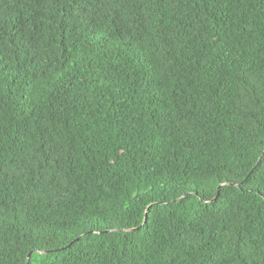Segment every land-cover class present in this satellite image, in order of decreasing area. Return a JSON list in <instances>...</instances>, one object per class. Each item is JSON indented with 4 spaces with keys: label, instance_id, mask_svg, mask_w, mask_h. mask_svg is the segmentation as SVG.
Instances as JSON below:
<instances>
[{
    "label": "trees",
    "instance_id": "16d2710c",
    "mask_svg": "<svg viewBox=\"0 0 264 264\" xmlns=\"http://www.w3.org/2000/svg\"><path fill=\"white\" fill-rule=\"evenodd\" d=\"M0 64V264H264V0H0Z\"/></svg>",
    "mask_w": 264,
    "mask_h": 264
},
{
    "label": "bare ground",
    "instance_id": "6f19581e",
    "mask_svg": "<svg viewBox=\"0 0 264 264\" xmlns=\"http://www.w3.org/2000/svg\"><path fill=\"white\" fill-rule=\"evenodd\" d=\"M31 4V3H30ZM34 4V3H33ZM243 18V17H242ZM234 21V20H233ZM238 24V23H237ZM246 31V30H245ZM25 47V46H24ZM256 47V46H255ZM42 48V47H41ZM38 51V50H37ZM245 54V53H244ZM243 55V54H242ZM250 56V55H249ZM246 57H248V56H246ZM28 58V57H27ZM247 62H248V60H247ZM1 65V64H0ZM235 66V65H234ZM84 67V66H83ZM238 69V68H237ZM236 71V70H235ZM239 72V71H238ZM240 73V72H239ZM255 76V75H254ZM253 77V76H252ZM251 77V78H252ZM237 78V77H236ZM243 78V77H242ZM231 80V79H230ZM2 84V83H1ZM240 85V84H239ZM1 87V86H0ZM220 91V90H219ZM233 95V94H232ZM218 96V95H217ZM227 98V97H226ZM235 99V98H234ZM100 106V105H99ZM94 111V110H93ZM104 112H106V111H104ZM110 112V111H109ZM180 116V115H179ZM94 119V118H93ZM104 121V120H103ZM97 123V122H96ZM100 123V122H99ZM98 124V123H97ZM113 151V150H112ZM100 153V152H99ZM90 155V154H89ZM110 155V154H109ZM219 155V154H218ZM92 156V155H91ZM103 159V158H102ZM122 159V158H121ZM94 161V160H93ZM124 161V160H123ZM118 163V162H117ZM100 166H102V165H100ZM99 168V167H98ZM114 168H116V167H114ZM119 169V168H118ZM120 169H121V167H120ZM110 170V169H109ZM122 170V169H121ZM120 170H118V172H119ZM95 172H97V170L95 171ZM120 173V172H119ZM124 174V173H123ZM102 175V174H101ZM106 175V174H105ZM121 175V174H120ZM125 175V174H124ZM110 176V175H109ZM126 176V175H125ZM137 176V175H136ZM111 178V177H110ZM125 178V177H124ZM140 180H141V178H139ZM119 180H121V179H119ZM112 181V180H111ZM115 181V180H114ZM116 181H117V179H116ZM126 181V180H125ZM118 182H120V181H118ZM117 182V183H118ZM228 183V182H227ZM125 184V183H124ZM134 184V183H133ZM132 184V185H133ZM140 184V183H139ZM119 185V184H118ZM117 185V186H118ZM120 186V185H119ZM124 186V185H123ZM127 186V185H126ZM120 188V187H119ZM124 188V187H123ZM134 189V188H133ZM130 191H134V190H130ZM220 192V191H219ZM128 193V192H127ZM137 193V192H136ZM219 201V200H218ZM24 202V201H23ZM225 202V201H224ZM151 210V209H150ZM15 216V215H14ZM113 216V215H112ZM146 216V215H145ZM250 216V215H249ZM228 217V216H227ZM248 220V219H247ZM262 220V219H261ZM243 225V224H242ZM263 225V224H262ZM254 226H256V225H254ZM250 228V227H249ZM258 228V227H257ZM242 233H243V231H242ZM256 234V233H255ZM242 236V235H241ZM243 236H244V234H243ZM242 236V237H243ZM253 236H255L254 234H253ZM251 238V237H250ZM246 239V238H245ZM75 240V239H74ZM239 242V241H238ZM247 242V241H246ZM262 242V241H261ZM264 243V242H263ZM58 244V243H57ZM55 245V244H54ZM255 246H256V244H255ZM231 248V247H230ZM256 248H257V246H256ZM257 250V249H256ZM262 252V251H261ZM51 254V253H50ZM236 259V258H235ZM256 259V258H255ZM30 260V259H29ZM238 264V263H237ZM241 264V263H240Z\"/></svg>",
    "mask_w": 264,
    "mask_h": 264
},
{
    "label": "water",
    "instance_id": "95a60500",
    "mask_svg": "<svg viewBox=\"0 0 264 264\" xmlns=\"http://www.w3.org/2000/svg\"><path fill=\"white\" fill-rule=\"evenodd\" d=\"M224 185H226V184H224ZM219 190H220V187H218L216 197L211 201V203L214 202L217 199V197L219 196ZM132 230L133 229L118 230V232H128V231H132ZM38 253L44 254L45 252H38ZM29 257H30V254L27 257V260L29 259Z\"/></svg>",
    "mask_w": 264,
    "mask_h": 264
}]
</instances>
